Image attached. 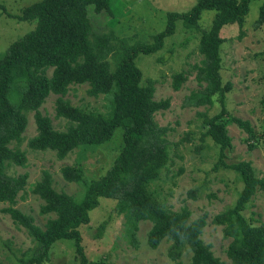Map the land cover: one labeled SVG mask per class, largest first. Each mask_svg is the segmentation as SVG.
Wrapping results in <instances>:
<instances>
[{
	"label": "trees",
	"instance_id": "obj_1",
	"mask_svg": "<svg viewBox=\"0 0 264 264\" xmlns=\"http://www.w3.org/2000/svg\"><path fill=\"white\" fill-rule=\"evenodd\" d=\"M249 1L196 0L186 11L167 12L164 29L153 34L151 42L130 44L122 38L112 43L111 33L98 35L93 31V18L103 13L109 15L108 24L115 23L113 15L118 9L111 0H33L12 16L17 21L34 23L0 54V202L7 203L1 211L15 226L22 227L32 242L31 249L18 258V264H43L58 239L73 241L78 264H110L86 260L81 246L79 226L88 222V212L98 205L99 197L115 200L114 209L124 216L125 232L133 246H136L134 231L138 222H150L145 236L147 246L153 249L161 240H170L168 256L175 264H180L176 258L184 248L190 251L189 264H264V222L252 224L242 214L257 190L264 193V179L254 175L249 161H224L225 150L231 145L227 133L230 123L245 133L247 149L255 146V132L248 121L233 116L224 107L223 99L230 83L221 81L219 56L223 41L219 30L224 25L235 24L240 38ZM203 10H213L214 15L208 28L198 30L197 21ZM176 20L188 30L199 31L197 50L202 58L196 80L202 88L190 92L187 103L211 105L216 100L220 104L218 111L203 119L202 137H208L216 149L212 169H229L241 183L232 205L210 219L221 227L223 238L228 239L224 250L228 263L214 256L210 245L200 238L206 224L205 212L190 219L187 207L171 210L155 189H150L151 183L171 163L165 139L170 128L154 120V114L166 109L169 100L153 99V82L150 79L141 82V71L134 57L138 52L160 49L165 36L174 32ZM254 26L264 34V0L258 6ZM259 55L263 88L259 104L264 109V48ZM184 79L182 71L174 73L172 89L177 90ZM83 83L87 84L90 96H109L105 113L71 105L63 98L70 85ZM49 94L56 95L53 116L67 122L63 129H55L50 118L39 110ZM29 112L35 134L27 139V147L50 150L57 159L78 147L99 146L109 140L116 127L122 129L121 147L99 177L86 181L79 167H60L63 180L80 185L77 195L56 191L50 173L41 171L29 190L42 200L38 213L53 215L42 227L34 224L30 215L13 207L18 198L24 199L27 173L6 172L10 165H26L25 152L11 147L10 143L21 142ZM187 195L195 198V191L189 190ZM103 224L99 223L96 237L100 236Z\"/></svg>",
	"mask_w": 264,
	"mask_h": 264
},
{
	"label": "rangeland",
	"instance_id": "obj_2",
	"mask_svg": "<svg viewBox=\"0 0 264 264\" xmlns=\"http://www.w3.org/2000/svg\"><path fill=\"white\" fill-rule=\"evenodd\" d=\"M117 7L115 23L108 24L109 15L101 14L93 18V31L99 34L111 33L110 42L122 38L128 44L151 42V36L164 29L166 13L188 10L196 0H111ZM33 0H0V54L13 40L33 27V22L17 21L12 16ZM261 0H250L248 10L241 27L227 24L219 30L223 39L219 46L220 76L222 83L228 81L230 89L225 93L223 104L235 117L247 120L255 132V146L247 149L245 133L235 124L227 125L231 145L225 150L226 163L240 160L249 161L254 175L264 179V109L259 104L263 88L260 82V51L264 48V34L261 28L254 26L258 6ZM214 15L213 10H203L197 21L198 30L208 28ZM198 30H188L180 20L175 21L172 34L165 36L160 49L151 53L138 52L134 57L135 65L141 71V82L150 79L153 82V99L168 98L166 109L154 114L158 125L170 128L165 135L168 142L171 163L162 172L159 179L151 183L150 189L163 199L171 210L185 206L190 211V219L202 212L206 213V224L200 238L210 245L213 255L227 262L224 250L228 239L223 238L221 227L210 222L211 217L231 206L241 183L236 174L226 168L212 169L216 160V149L208 137H202L205 131L203 119L220 109L218 101L211 105L193 106L187 103L186 96L202 88L196 80L198 66L202 56L197 50ZM182 71L185 79L177 90L171 87L172 75ZM203 84V83H202ZM87 84H72L63 98L71 105L105 113L108 110L109 96L99 94L90 96ZM56 95L49 94L40 105L41 113L46 114L55 129H63L67 122L53 116ZM122 129L116 127L105 143L96 147L75 148L62 159H57L50 150H31L26 141L35 134L32 113H27L26 127L19 144L10 143L25 152V167L10 165L8 174L27 173L24 199L18 198L13 205L24 214L32 217L33 223L42 227L52 214L38 213L42 200L29 188L40 178L42 170H47L56 191L77 195L80 185L63 180L60 167L71 165L79 167L82 177L92 180L102 175L110 165L112 158L121 147ZM201 146V148H200ZM179 171V172H178ZM195 191V198L187 191ZM115 200L99 197L98 205L88 212V222L79 226L81 246L88 261L102 260L110 264H175L168 256L170 240L163 239L156 248H150L145 241L150 222L139 221L134 231L136 246L129 241L125 232L124 216L114 209ZM7 203L0 202V264H18V258L29 251L32 242L22 227L15 226L9 216L1 211ZM243 216L252 224L264 222V193L257 190L242 210ZM103 224L100 236L96 237L99 223ZM177 260L180 264H189L190 251L184 248ZM79 258L70 239L56 240L49 251V257L43 264H78Z\"/></svg>",
	"mask_w": 264,
	"mask_h": 264
}]
</instances>
